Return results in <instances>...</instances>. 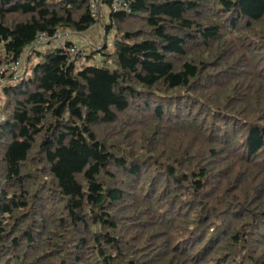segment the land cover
Wrapping results in <instances>:
<instances>
[{
  "label": "trees",
  "instance_id": "1",
  "mask_svg": "<svg viewBox=\"0 0 264 264\" xmlns=\"http://www.w3.org/2000/svg\"><path fill=\"white\" fill-rule=\"evenodd\" d=\"M89 1L0 0V65L27 53L0 84V264H264V0H130L111 50L38 51L103 22Z\"/></svg>",
  "mask_w": 264,
  "mask_h": 264
},
{
  "label": "built area",
  "instance_id": "2",
  "mask_svg": "<svg viewBox=\"0 0 264 264\" xmlns=\"http://www.w3.org/2000/svg\"><path fill=\"white\" fill-rule=\"evenodd\" d=\"M101 0H90V8L94 12V15L99 14ZM131 1L130 0H108V10L112 13H117L120 11H126L129 9ZM57 34L50 38L46 34H39L37 37V41L35 46H45L53 43L57 38ZM64 46V45H63ZM65 47V46H64ZM65 54H67L70 60H75L84 55L85 50L77 47L76 45H72L71 47L64 48ZM25 53L22 57L17 60H10L9 62L0 65V84L2 83V78H10V77H21L25 71V61H26Z\"/></svg>",
  "mask_w": 264,
  "mask_h": 264
},
{
  "label": "rangeland",
  "instance_id": "3",
  "mask_svg": "<svg viewBox=\"0 0 264 264\" xmlns=\"http://www.w3.org/2000/svg\"><path fill=\"white\" fill-rule=\"evenodd\" d=\"M108 12L109 11L107 9V14H108ZM107 14H103V12H102V16H103L102 21L103 22L100 23L98 21V23L94 27H92V29L95 28V30H97V36H98L97 41L98 42H96V44L92 43L91 41L90 42H87L86 40H84L83 38H81L83 35L87 34L88 31L86 33L82 34V35H77V36H79V38L77 39V41L75 40L74 45H76L77 47L81 48L82 50H85L84 54L85 53L86 54L89 53L90 47H88V46H90V44H91V46H98L97 48H100V49L103 46H106L109 50L112 49L114 34L113 33L112 34H109L106 38H104L105 36H104L103 31L101 29V24H104L106 22V20H107V18H106L107 17ZM92 29H91V31H92ZM62 34H63L62 32H59L57 34L58 37L55 39V41L56 40H59L60 37L62 39ZM96 51H98V50H96ZM96 60L99 61V58L97 57Z\"/></svg>",
  "mask_w": 264,
  "mask_h": 264
},
{
  "label": "crops",
  "instance_id": "4",
  "mask_svg": "<svg viewBox=\"0 0 264 264\" xmlns=\"http://www.w3.org/2000/svg\"><path fill=\"white\" fill-rule=\"evenodd\" d=\"M102 12L103 14H107V7H102ZM92 29V28H91ZM88 31L87 34L83 35L81 38H83L84 40H86L87 42H92L94 44H96L97 41V30L92 29V31ZM62 39L61 37L59 38V40L54 41L53 43L49 44V45H45V46H35L36 48H38V51H42L44 49L47 48H51V47H62L63 44H65L66 42H70V43H75V40L77 41V39L79 38V36H77L76 34L73 33H64L62 32ZM67 37V38H66ZM90 48H95L96 50H99L100 48H97L98 46H88Z\"/></svg>",
  "mask_w": 264,
  "mask_h": 264
},
{
  "label": "water",
  "instance_id": "5",
  "mask_svg": "<svg viewBox=\"0 0 264 264\" xmlns=\"http://www.w3.org/2000/svg\"><path fill=\"white\" fill-rule=\"evenodd\" d=\"M77 35V34H76ZM104 39V38H103ZM25 65H26V61H25ZM25 72V71H24ZM24 74V73H23Z\"/></svg>",
  "mask_w": 264,
  "mask_h": 264
}]
</instances>
